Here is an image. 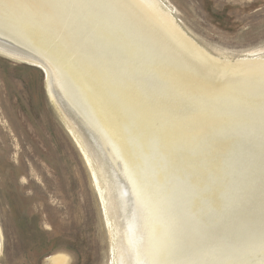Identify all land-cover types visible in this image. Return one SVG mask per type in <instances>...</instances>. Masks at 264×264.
Here are the masks:
<instances>
[{"label": "bare ground", "instance_id": "obj_1", "mask_svg": "<svg viewBox=\"0 0 264 264\" xmlns=\"http://www.w3.org/2000/svg\"><path fill=\"white\" fill-rule=\"evenodd\" d=\"M0 55L45 71L114 264H264V56L208 53L162 0H0Z\"/></svg>", "mask_w": 264, "mask_h": 264}, {"label": "rangeland", "instance_id": "obj_2", "mask_svg": "<svg viewBox=\"0 0 264 264\" xmlns=\"http://www.w3.org/2000/svg\"><path fill=\"white\" fill-rule=\"evenodd\" d=\"M162 1L208 53L264 56V0ZM46 81L42 68L0 55V264H47L56 254L114 264L103 190Z\"/></svg>", "mask_w": 264, "mask_h": 264}]
</instances>
